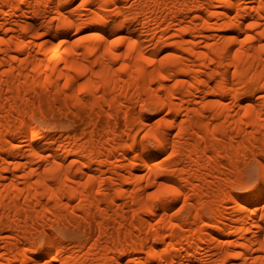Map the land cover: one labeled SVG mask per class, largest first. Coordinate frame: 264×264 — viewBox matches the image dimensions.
<instances>
[{"label":"bare ground","instance_id":"obj_1","mask_svg":"<svg viewBox=\"0 0 264 264\" xmlns=\"http://www.w3.org/2000/svg\"><path fill=\"white\" fill-rule=\"evenodd\" d=\"M0 70V264H264V0H0Z\"/></svg>","mask_w":264,"mask_h":264},{"label":"rangeland","instance_id":"obj_2","mask_svg":"<svg viewBox=\"0 0 264 264\" xmlns=\"http://www.w3.org/2000/svg\"><path fill=\"white\" fill-rule=\"evenodd\" d=\"M0 71H2V70H0ZM58 115L55 113H53V114L49 113L46 115L38 114L35 118V123L40 129L45 130L46 132H53V131H57V130H65L66 131L70 127V126H68V125H70L68 123V121L70 120L69 122H71L72 118L71 117H70V119L68 118L69 120L66 118V120H67L66 121L65 117L63 115L62 116L61 115L58 116ZM71 124H72V122H71ZM82 124H83V122H80V126H79L78 131H77L78 133H80V135L78 134L79 136H81L83 134L82 133L83 130L81 129ZM78 125H79V122H78ZM69 131H72V130L69 129ZM83 136L85 137L84 134H83ZM81 138H82V136H81ZM238 169H239V172L236 174V177H241V178L245 179L246 182H251V183H253L257 180V178H258V175H257L258 164L256 163V161L252 157L243 158L240 161ZM237 189L239 190L240 188H237ZM75 230L78 231L73 226H70V225L65 226L64 225V227L62 226L61 228H59V233L61 236H63L69 242H79V241H81L82 235H81V233L80 234L77 233ZM82 240H83V238H82Z\"/></svg>","mask_w":264,"mask_h":264},{"label":"snow or ice","instance_id":"obj_3","mask_svg":"<svg viewBox=\"0 0 264 264\" xmlns=\"http://www.w3.org/2000/svg\"><path fill=\"white\" fill-rule=\"evenodd\" d=\"M175 190L174 189H170V188H164L161 191L157 192L156 194H154L153 198L154 199H159L163 196H167V195H171L174 194ZM178 194V193H175Z\"/></svg>","mask_w":264,"mask_h":264}]
</instances>
